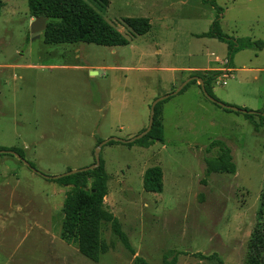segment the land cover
I'll return each mask as SVG.
<instances>
[{"label":"rangeland","instance_id":"374dc122","mask_svg":"<svg viewBox=\"0 0 264 264\" xmlns=\"http://www.w3.org/2000/svg\"><path fill=\"white\" fill-rule=\"evenodd\" d=\"M86 1L95 7L93 0ZM216 1L223 8L225 33L264 40V0ZM143 2L111 0L104 17L130 42L105 46L50 44L44 33L33 39L35 17L28 0H1L0 147L20 148L37 171L13 154L0 153V264H136L137 256L147 264H246L253 232L264 221V122L255 129L242 112L225 111L193 83L162 103L163 142L146 147L117 141L102 147L101 162L109 174L105 207L119 219L134 253L111 222L102 225L98 261L63 234L70 187L43 174L88 166L100 140L141 132L150 115L146 93L164 66L192 59L204 63L215 59L212 52L227 58L228 44L216 38L195 41L201 45L193 58L156 55V45L170 42V30L151 15L152 29L133 34L124 17L146 16L149 9L194 10L199 18L178 26L184 34L208 31L219 12L202 0H159L154 8V0ZM235 67L215 81L217 99L263 108L264 48L243 49ZM254 120L260 122L258 114ZM215 139L230 146L235 174L209 168L206 157L214 158L218 149L206 148ZM154 165L163 169L161 193L143 187L144 172Z\"/></svg>","mask_w":264,"mask_h":264},{"label":"trees","instance_id":"16d2710c","mask_svg":"<svg viewBox=\"0 0 264 264\" xmlns=\"http://www.w3.org/2000/svg\"><path fill=\"white\" fill-rule=\"evenodd\" d=\"M93 1L95 7L86 0H28V7L34 17H49L47 28L43 32L47 43L86 42L105 46L129 44V39L104 17L111 0ZM202 2L211 5L219 12L210 29L203 36L214 37L228 44L226 64L228 67H232L234 56L239 51L247 48H256L258 50L264 48V40H252L250 37L236 38L225 33L221 27L220 17L223 8L216 0H202ZM123 21L133 34H145L152 27L150 18L147 16H126ZM225 73L223 70H203L193 72L190 76H200L205 83L207 92L216 97L213 91L215 81L220 75ZM190 83L197 84L198 81L191 80L181 92ZM198 85L201 88L200 84ZM166 101H168V98L156 105L154 123L151 130L132 143L148 147L157 141H164L162 103ZM244 108L248 109L247 107ZM263 108L255 110L256 113H254L259 115L260 122L254 120V114H244L245 118L254 124L255 129H259L264 122V115L259 113L263 111ZM224 110L233 112L230 109ZM109 143H117V141H110ZM214 148L218 149L217 156L214 158L206 157L209 168L214 171L235 174L237 166L230 146L223 140L215 139L206 148V151L211 152ZM1 149L15 150L24 157V152L20 148L0 147ZM212 160L214 161L213 163ZM54 180L61 185L70 187L64 200L63 234L65 237L74 238L77 241L79 250L83 255L93 261L99 260L102 250L101 229L104 222H111L113 232L119 237L124 246L134 253V249L126 232L122 229L119 219L105 207V197L109 193V174L102 162L94 169L79 171ZM143 187L148 192L161 193L163 191V169L160 165H154L145 170ZM261 213L262 215L264 214V201ZM135 261L136 264H147L139 256L136 257ZM164 264H174V261L165 262ZM246 264H264V221H259L253 232Z\"/></svg>","mask_w":264,"mask_h":264},{"label":"crops","instance_id":"0c3cea01","mask_svg":"<svg viewBox=\"0 0 264 264\" xmlns=\"http://www.w3.org/2000/svg\"><path fill=\"white\" fill-rule=\"evenodd\" d=\"M139 2L145 3L143 2L144 0H138ZM155 4H153V6L151 7H156L158 6V4H156V2H158L159 0H154ZM111 3V2H110ZM195 13V14H193ZM151 15H156L159 19V21L161 22V24L163 26H165L166 28H168V30H170L171 34H170V42L167 41V45H164L163 42H161L162 46L161 48H159V45H156L157 47L154 49L153 53H155L156 55H159L160 53H164L165 56L169 55V56H173V57H181L184 54H190L191 57L193 58V56H199L198 54V50L201 44H196L195 41H198L199 39H214V37H209V36H203V34L207 31H186L184 34H182L180 32V30L178 29L179 24H181V22L184 21H189V22H193L195 20H197V17L199 18V14L196 13V11L194 10H189L186 11L184 13H179L176 10H170L168 8H164V9H159L158 11H152L149 9V11L147 12V17L150 18L151 21ZM152 24V23H151ZM152 29V27H151ZM150 29V30H151ZM148 33V32H147ZM146 34V33H145ZM217 39V38H216ZM207 41V40H205ZM223 42V41H222ZM225 43V42H224ZM245 50V49H244ZM243 51V50H241ZM239 51V52H241ZM238 52V53H239ZM236 53V55L238 54ZM215 55V59H208L207 62H204L201 60H193V62L187 63V64H173V65H168V66H164V73L162 74V76L160 78H158L157 81H155L152 85V87L150 88V91H148L146 94H148L147 96H145V101L147 102V104H151L150 102H152L156 97L160 96L163 94L164 91H169L171 90V88H173V86H176L178 84H181L186 78H188L190 76L191 73L193 72H197V71H203V70H223V65H212L210 64V62H226L227 58L222 61L221 58H219L218 56H216L215 53H210V56H214ZM236 55L234 56L233 62H232V68L233 72L235 71V59H236ZM228 56V55H227ZM202 62V63H201ZM97 71V70H96ZM231 77H233V74L231 75ZM230 77V78H231ZM228 81L226 80L225 85H227ZM194 86L197 88V90L199 92H201V88L199 87L198 84H194ZM226 100H231V99H227ZM247 104V103H245ZM264 105V103H263ZM246 106V105H243ZM260 107H257V109H259ZM147 123L149 122V115H147ZM144 127H141V130L144 129L147 124L143 125Z\"/></svg>","mask_w":264,"mask_h":264},{"label":"water","instance_id":"95a60500","mask_svg":"<svg viewBox=\"0 0 264 264\" xmlns=\"http://www.w3.org/2000/svg\"><path fill=\"white\" fill-rule=\"evenodd\" d=\"M48 19H49V17H47V16H36L35 17V20L31 24V35H32V38L33 39L40 38L42 36V33L47 28V21H48ZM92 72L93 73H97V71H95V70H93ZM191 80H197L198 83L201 86V90H202L203 94L210 101L216 103L217 105L221 106L222 108L230 109V110H233V111H236V112H242L243 114H245V113H250V114L256 113L255 111L246 109L244 107H237V106L229 105V104H227L225 102H222L221 100L217 99L216 97L212 96L211 94H209L207 92V90L205 88V83H204L203 79L200 76H198V75H192V76H189L188 78H186L180 85H178L171 92L162 94V95L156 97L153 100V102L150 105L149 122H148L147 127L144 130H142L138 134H136L133 137L128 138V139L119 138V137H116V136H112V137H109L107 139L102 140L98 144V146L96 147V149H95V155H94L95 156V162L92 163V164H90V165H88V166H85V167H82V168L68 170V171H66L64 173L55 174V175L43 174V176L45 178H47V179H58V178H61L63 176H66V175H71V174L76 173V172H79V171H87L89 169H94L95 167L99 166L101 164V150H102V147L105 144L109 143L110 141H120V142L131 143V142H134V141L142 138L144 135H146L151 130V128L153 126L156 105L159 102H161V101L169 98L171 95H175V94L179 93ZM259 113L264 115V108H263V111L262 112H259ZM0 153H10V154H13V155L17 156L20 160H22V162H24L31 169H33L34 171H37L25 157H23L20 153H18L15 150H12V149H1L0 150Z\"/></svg>","mask_w":264,"mask_h":264},{"label":"built area","instance_id":"2783aa9c","mask_svg":"<svg viewBox=\"0 0 264 264\" xmlns=\"http://www.w3.org/2000/svg\"><path fill=\"white\" fill-rule=\"evenodd\" d=\"M226 64H227V61H226ZM223 70H224V72H226L225 74L227 75V71L230 70V67H228V66L226 65V66L224 67ZM225 74H224V75H225ZM230 76H231V75H230ZM225 83H226V81H224V85H225ZM218 84H219V82H218Z\"/></svg>","mask_w":264,"mask_h":264}]
</instances>
